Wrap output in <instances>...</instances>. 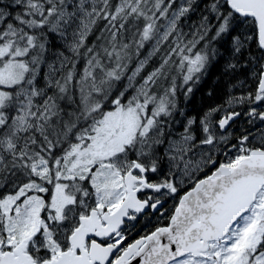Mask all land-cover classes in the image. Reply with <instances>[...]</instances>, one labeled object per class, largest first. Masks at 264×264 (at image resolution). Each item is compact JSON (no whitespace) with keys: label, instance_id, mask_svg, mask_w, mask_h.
Masks as SVG:
<instances>
[{"label":"snow or ice","instance_id":"1","mask_svg":"<svg viewBox=\"0 0 264 264\" xmlns=\"http://www.w3.org/2000/svg\"><path fill=\"white\" fill-rule=\"evenodd\" d=\"M0 264H264V0H0Z\"/></svg>","mask_w":264,"mask_h":264}]
</instances>
